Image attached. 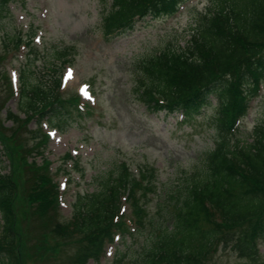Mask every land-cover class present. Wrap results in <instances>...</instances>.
Masks as SVG:
<instances>
[{
	"label": "trees",
	"instance_id": "16d2710c",
	"mask_svg": "<svg viewBox=\"0 0 264 264\" xmlns=\"http://www.w3.org/2000/svg\"><path fill=\"white\" fill-rule=\"evenodd\" d=\"M9 1H1V18L10 14ZM110 1L102 18L107 41L134 32L147 18L155 21L176 14L187 0ZM220 1V8L206 15L185 48L163 50L139 62L135 93L148 112L190 120L214 106L218 133L202 170L177 191H163L168 199L161 201L160 213L166 210L167 217L159 221L165 224L155 223L159 234L153 246L144 249L141 264H206L220 246L249 264H264L259 245L264 240V126L256 127L251 142L231 143L249 113L251 98L264 84V0ZM14 41L17 49L22 44L34 48L32 37L24 41L18 35ZM67 57V51L59 54V60ZM5 59L0 57V63ZM1 74L13 94L8 74ZM60 87V76L47 83L41 77L31 80L23 71L18 107L23 118L7 111L6 118L13 123L11 139L1 142L17 148L14 137L22 129L40 142L32 145L21 168L30 187L33 219H39L37 226L46 235L39 238L41 233L33 235L32 228L27 238L35 236L38 243L50 245L37 246L36 251L33 247L30 258L50 259L65 245L75 244L72 264H88L91 259L99 261L117 235L126 236L130 222L139 229L154 224L146 205L148 195L157 192L158 171L147 166L134 174L126 164L117 165L98 191L76 198L72 219L62 222L59 191L49 174L52 164L28 160L31 154H40V145L48 140L44 123L63 132L75 112L82 115L81 98H65ZM31 123L37 128L29 129ZM16 195L11 173L0 170V264H23ZM125 203L131 208L129 218L122 213Z\"/></svg>",
	"mask_w": 264,
	"mask_h": 264
},
{
	"label": "rangeland",
	"instance_id": "374dc122",
	"mask_svg": "<svg viewBox=\"0 0 264 264\" xmlns=\"http://www.w3.org/2000/svg\"><path fill=\"white\" fill-rule=\"evenodd\" d=\"M110 3V0H10V14L0 17V57L6 56L0 63V170L11 173L17 189L15 210L18 209L19 232L24 236V243L19 246L23 264H72L70 257L78 247L67 244L61 254L39 262L30 258L33 247L36 251L37 246L50 245L46 241L38 243L35 236L27 238L32 228L33 235L41 233L42 239L46 235L37 226L39 219H33L28 203L30 187L25 184L26 175L21 168L26 155L33 152L32 145L40 142L24 132L26 129L14 137L17 148L1 142L11 139L9 129L13 123L6 118L7 111L21 114L16 94L22 71L29 73L31 80L41 77L47 83L59 76L62 79L65 72L60 87L62 95L81 97L82 115L75 112L63 132L44 123L42 130L48 140L43 138L40 154L35 152L28 159L37 164L44 160L52 164L49 174L59 191L58 217L62 222L72 219L76 198L98 191L104 177L117 165L126 164L134 174L147 166L158 171L157 192L148 195L146 205L154 224L139 229L130 222V232L126 236L117 235L115 243L107 245L100 260L91 259L88 264H141L144 249L153 246L159 234L155 223L165 224L159 221L167 217L166 210L160 213L161 201L168 199L163 191H177L201 171L207 153L218 139L214 106L190 120L165 112L150 113L138 100L135 86L142 59L163 50L185 48L192 33L210 11L220 8L221 1L189 0L174 16L166 15L151 22L147 18L137 24L134 32L107 41L102 18ZM32 32L36 33V47L32 46L36 52L25 44L17 49L15 37L22 35L26 39ZM66 51L68 57L59 60V54ZM4 71L15 94L2 78ZM250 105L239 133L231 139L232 144L239 141L242 146L251 142L256 127L264 126V84L251 98ZM28 128L34 130L37 126L31 123ZM130 212V205L125 203L122 213L129 218ZM259 245L264 261V240ZM207 259L206 264H249L222 246Z\"/></svg>",
	"mask_w": 264,
	"mask_h": 264
}]
</instances>
